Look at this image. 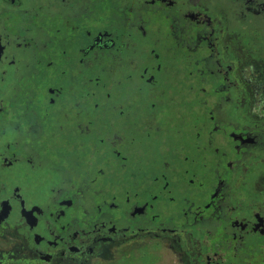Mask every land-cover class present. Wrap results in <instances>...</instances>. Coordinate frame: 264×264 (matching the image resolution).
<instances>
[{"label": "flooded vegetation", "instance_id": "1", "mask_svg": "<svg viewBox=\"0 0 264 264\" xmlns=\"http://www.w3.org/2000/svg\"><path fill=\"white\" fill-rule=\"evenodd\" d=\"M0 236V264H264V0H0Z\"/></svg>", "mask_w": 264, "mask_h": 264}, {"label": "rangeland", "instance_id": "2", "mask_svg": "<svg viewBox=\"0 0 264 264\" xmlns=\"http://www.w3.org/2000/svg\"><path fill=\"white\" fill-rule=\"evenodd\" d=\"M164 29L167 30V31L169 30V24L166 21L164 23ZM176 40H177V45H180L179 40L177 38H176ZM160 52H161V54H164V51H160ZM182 57H183V60H182L183 64L180 65V67L182 68V72L180 74V80H183V77L184 78H189V77H193L195 75L194 72H193L194 74L191 73V71L194 68H192L191 66H188V62H189L190 58L187 57L186 55H183ZM158 62L161 63L162 60L160 59V60H158ZM162 74L164 75V70H162ZM168 75H167V77H168V80L170 82L171 81L170 80L171 76H170V74H168ZM197 76L200 77L199 75H197ZM247 76H249V74H247ZM112 78H114V76ZM159 78H164V77L160 76ZM190 82L193 83V84H196V83H198V79L191 78L189 80V83ZM200 83H201L200 87L202 85V87L204 86L206 88L207 87L209 88V86L206 85L205 83H203L202 80L200 81ZM162 88L166 89V85L164 83L162 84ZM110 89H111V91H115L114 82L111 83ZM179 91H180V96H179L178 100H175L174 103L179 101V99L181 100L183 95L188 93L186 88L185 89H181V87H180ZM99 93H101V96L103 95L102 92H99ZM201 95H203V93ZM185 102H188V101L186 100ZM175 109L178 111L177 112L178 114L180 113L183 116L185 115V120H188L187 121V125L189 126L191 124V121H190V118H189V116L187 114V111L183 112V110H184L183 107H179V108H175ZM167 117H168V115L164 114V120H167ZM187 118H189V119H187ZM163 127H166V126H163ZM218 138H219L218 144H221L224 141H226V139L220 140V136ZM53 155L55 156V154H51L50 156H53ZM112 164H114L113 161H112ZM112 168H114V166H112ZM82 171H83V169H82ZM10 230L15 233L16 238H17V236H20L19 233H18V226L17 225H14L13 227H11ZM1 232H3L5 235H7V233L5 232L4 228H1ZM7 243H9L10 247L12 248V242H8L6 240V238H4L3 236H0V248L7 249L8 248L7 245H6ZM152 243L147 244L141 251L140 250L137 251L136 252L137 254H135V253L131 254L127 258H123V259L120 258L118 261L112 262L111 264H178V262L176 261L175 254H172L170 252V250L165 245H163L161 243H158L156 241H155V243H153V244ZM13 244H15L16 249H18V242H15L14 239H13ZM21 255L22 256L24 255L23 252L21 253ZM17 262H18V264H20L19 261H17Z\"/></svg>", "mask_w": 264, "mask_h": 264}]
</instances>
